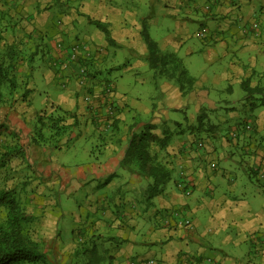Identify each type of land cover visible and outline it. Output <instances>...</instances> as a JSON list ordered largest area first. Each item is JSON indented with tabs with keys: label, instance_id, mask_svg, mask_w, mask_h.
I'll return each instance as SVG.
<instances>
[{
	"label": "crops",
	"instance_id": "0c3cea01",
	"mask_svg": "<svg viewBox=\"0 0 264 264\" xmlns=\"http://www.w3.org/2000/svg\"><path fill=\"white\" fill-rule=\"evenodd\" d=\"M140 5L138 0H0V22H7L0 26V45L44 44L54 61L56 42L78 40L94 53L91 101H83L85 91L77 83L63 87L55 63L48 62L44 79L56 81L61 91L55 98L47 95L39 110H32L28 98L35 87L33 70L19 61L28 66L17 73L22 85L0 103V156L3 169L13 172L3 176V186L32 191L24 199L30 203L23 205L32 216L30 232L42 241L46 254L65 256L61 262L54 259L56 264H70L76 251L82 264L104 263L102 250L94 252L99 246L109 251L107 264H264V186L258 179V172H264V0H148V11L138 9ZM255 20L258 33L250 28ZM193 22L201 24L198 30L205 28L203 37L196 36L198 30L189 31ZM160 23L165 27L156 41L161 51L175 52L182 62L186 39L193 33L204 39L208 32L210 43L199 49L186 46L183 55L200 53L205 66L220 65L211 66V73L203 67L186 94L174 81L154 80L152 74L159 94L149 105L129 107L125 92L105 96L99 88L110 82L118 57L128 66L129 57L147 63L140 32ZM220 82L226 85L221 90ZM234 85L251 89L243 87L239 103L246 117L241 127L235 122L220 135L224 117L218 111L212 119L209 111L225 107L235 114L237 99L217 94H232ZM56 108L66 112L69 130L56 145L31 143L36 115ZM170 112L183 115L177 119ZM147 123L159 135L163 129L170 133L160 153L173 168L164 191L150 199L146 189L151 180L134 166L120 165L131 135ZM90 138L96 143L83 148V161L74 164L63 157L69 140ZM228 166L254 180L262 194H255L259 190L253 186H236L238 175L229 177ZM181 178L190 185L188 197L175 186ZM46 186L74 202H63L55 193L44 196ZM57 205L59 214L54 213ZM174 211L187 216L191 225L165 219ZM65 213L76 215L68 227L62 225ZM64 233L79 242L65 244Z\"/></svg>",
	"mask_w": 264,
	"mask_h": 264
},
{
	"label": "trees",
	"instance_id": "16d2710c",
	"mask_svg": "<svg viewBox=\"0 0 264 264\" xmlns=\"http://www.w3.org/2000/svg\"><path fill=\"white\" fill-rule=\"evenodd\" d=\"M140 33L146 46V61L152 70L153 78L164 77L172 80L182 94L188 93L193 88L194 77L188 74L181 59L175 52L161 51L156 41L150 38L145 27ZM11 45L6 47L5 52L0 53V103L11 98L19 82L12 69L17 62V56L12 54L14 46ZM85 61L92 65V60ZM93 87L91 85L90 88L85 89L90 93ZM243 87L251 91L247 85ZM65 115L66 112L59 108L38 113L32 127L31 143L56 145L59 138L70 128V124L65 122ZM202 116L199 114L198 119ZM246 125L248 128L245 127ZM246 125H244L246 129L251 128V124ZM154 129L153 124L147 123L138 132L133 133L120 160L121 166H134L142 176L151 180L146 189L148 199L164 191L173 172L170 160L160 153L166 147L170 133L167 129H163L162 134L159 135ZM258 179L264 186L260 177ZM178 180L175 183L176 187ZM11 191L10 188L0 190V205L6 208V216L0 221V264H56L43 250L42 241L32 237L30 233L32 216L23 205L17 203L15 198L9 197ZM75 255L81 254L76 251Z\"/></svg>",
	"mask_w": 264,
	"mask_h": 264
},
{
	"label": "rangeland",
	"instance_id": "374dc122",
	"mask_svg": "<svg viewBox=\"0 0 264 264\" xmlns=\"http://www.w3.org/2000/svg\"><path fill=\"white\" fill-rule=\"evenodd\" d=\"M138 1L141 2V5L138 6V9H141V11H148V8H147L148 0H138ZM199 18H201V16ZM7 19L8 18H6V20ZM10 22L12 23L14 21L10 20L8 23ZM6 23L4 21L0 22V26L5 25ZM190 24L191 25L188 26L190 32H192L194 29H195L194 31L198 30V28L201 25V24L194 23V22ZM144 25L146 26V24ZM163 25L160 23V25H153L152 27H150V29L149 27H147L146 29L148 31L150 38H152L155 41L159 40L164 34L161 31L165 32V27H163ZM89 28L91 32L95 31V29L92 26H90ZM99 34L97 36H99ZM207 34H206L207 36L205 35L206 37L204 39H199L195 37L193 33V35H190L186 39L184 46L180 50V54L182 55L180 56L182 58V63L187 69L188 74L192 76H196V77L199 76L200 73L204 71L203 67H205V71H207L208 73H211L212 72L211 66H214L216 68L217 66L220 65V63H211V64H206L205 66V62L203 61V56L200 55V53L193 52L191 57H186L183 55L184 54L183 51L185 50L186 46H196L195 49H199L200 47L201 48L205 47L206 46L205 43L207 41L210 43L211 41L210 39H208V36H210V33L207 32ZM75 41H78V40H75ZM75 41L70 42L68 45L70 46L71 44L75 43ZM59 43L63 45L64 47L68 46V45L63 44V42H59ZM12 45L14 46V53L12 54H16L17 56L16 58L17 62L14 64V67L12 69L16 73L17 79L20 78L17 75V73L19 71L25 70L24 68L30 66V68L33 70V77L35 79L34 80L35 87L32 89H35V90L34 92H32V89L30 90L32 93L31 92L28 93V98L31 103L32 110H39L44 107L43 103H45V99L47 98V95L55 98L58 92L61 91V89H57L59 88L58 85L55 86L56 81L47 83L46 79H44L45 78L44 72H46L45 64H47L48 62H51V65L53 66L54 61L52 60L51 56L47 57L48 50L46 47H44V44L41 46H37V47H34V46L33 47L32 46L20 47L17 44H12ZM7 46H8L7 44L6 45H4V43L1 44L0 53L5 52L7 49L6 48ZM110 51H112V49H110ZM134 52L136 53V51ZM123 53L126 54V56L128 55L127 50L125 49ZM9 54L10 52L8 53V55ZM122 55L123 54H121V56ZM133 59L134 58H131V57L128 58V61L131 64V66H128L127 63L122 62V58L118 57V61L115 64L116 68H113V70L111 71L109 75V79H110L109 81L113 83L114 88H115L114 90L116 92H125L127 101L129 103V107H132V106L136 107V104L138 105L139 102L143 105L145 104L149 105L150 102L152 101L151 97L153 95L158 96L159 94L158 89L156 88L155 90L154 88L155 85L153 84V81L151 78V75L153 73L151 72V69H149V67L147 66V63L144 62V60L140 59V63H134ZM21 60L27 61L29 65L27 66L24 63L19 62ZM66 64L67 66H65V68H62L61 62H57L55 64V69H57L60 75V81H62V86L65 88H68V84L71 83L72 81L76 83L73 70L75 66H77V63L74 61H68L67 63H65V65ZM124 65H127L128 68L125 69ZM22 82H23L22 80L18 82L17 87L21 86ZM220 84L218 85V89L220 90L223 86H226L223 84V82H220ZM82 94H83V91L81 92V95ZM217 94H218V97L221 99H225V98H228L230 100L237 99L235 106H234L236 110L233 111L235 112L234 115L231 114V111L225 109V107H220L219 110H216V111H209L208 116L212 117V119L216 117L215 115L218 114V111L220 112V115L224 117V120L220 123V126H219V131L221 135L222 132L225 133L227 131L226 129L229 125H232L233 123L238 122L240 123L239 127H241L242 122H244L245 117H246V114H245L246 112L242 109L239 110L241 106V104L239 103H240V99L243 98L245 94H244L243 87H241L240 85H234L232 94H227L225 92H218ZM130 111H131V108H129L128 114L130 113ZM170 114L172 115V117L177 118V119H180L183 115V113H179V112H170ZM95 143L96 142L93 141V138L86 139V140L85 139L69 140L68 144L63 148L66 151L63 157H66L67 160L70 161V163L72 162L74 164H78L84 159L85 151L83 150V148L91 149L94 147ZM2 161L4 163L5 159L0 156V177H1L0 178V190L10 188L12 189V191L9 194V197L15 198L17 203H19L20 205H24L25 203L29 204L30 202H27L24 199L29 197L28 195L32 191H30L29 189H25L24 191L23 190L18 191L16 186H9V187L3 186V182L1 181L3 179V176L5 174L10 175L13 172L11 171V169H8L7 171L3 169ZM224 164H229V162L222 161L221 165H224ZM227 168L229 169L228 170L229 177H232L233 175H236V174L238 175L237 180H236V186H253L254 188H258L259 190V192L256 191L255 194H259V195L262 194L261 189L259 188L258 184L255 183L254 180L250 181L247 178L245 173L241 172L240 170H238V168H235L233 166L232 167L228 166ZM15 175L16 174H14L13 176ZM43 193H44V196H48L50 194L54 195V193H55V196H59L57 188L53 186L51 187L46 186L43 189ZM79 195L80 194H77L78 197L76 196L74 197L75 199L78 198V201H80L81 199L79 198ZM59 198H61L63 202H67L68 200H70L69 202L71 204L74 202V200L71 197H69V199H66L67 197L59 196ZM59 212H60L59 205L54 206V213L59 214ZM5 216H6V208L3 205H0V221L3 220ZM62 217H63L62 225L65 224L68 227L75 220L76 215L65 213V215H63ZM30 231H32L31 226H30ZM30 233L32 234V232ZM63 235H65V238H62V240L65 242V244H67L66 242H69V241L79 242V240L70 238L71 237L70 233H64ZM76 237L79 238V236H76ZM99 248L100 249H96L94 252L101 253V250H102L103 254L105 255L104 263L97 262L95 264H105V263L107 264L108 263L107 260H109L107 259L109 251L105 252L101 246H99ZM48 257L52 259L53 261L54 259L57 260L59 258L58 261H60L61 259L65 258V256H58V255L56 256L54 254H51ZM83 262L84 260L82 259V256L80 255L71 256L70 264H82Z\"/></svg>",
	"mask_w": 264,
	"mask_h": 264
},
{
	"label": "built area",
	"instance_id": "2783aa9c",
	"mask_svg": "<svg viewBox=\"0 0 264 264\" xmlns=\"http://www.w3.org/2000/svg\"><path fill=\"white\" fill-rule=\"evenodd\" d=\"M259 22L258 21H252L250 24V28L258 33L259 32ZM205 32V28H201L196 32V36L203 37ZM55 58L54 62L55 64L57 62H61V67L65 68L68 61H74L77 63V66H75L73 73L75 76V81L78 84V86L84 88V94H83V101L89 103L91 101L92 94L88 92V89H85L86 87L90 88L91 84L90 81V75H91V64L86 63L85 60H91L94 59V53L90 50V48L87 47L83 42L75 41V43L71 44L70 46L64 47L58 42L55 43ZM95 85V84H94ZM102 89L99 88V90L105 95L108 96L113 93L114 85L112 82H106L102 86ZM248 128V125L245 126ZM259 177L264 184V172H259ZM177 187L181 191L182 195L189 196L191 193L190 185L187 184V182L184 179H179L177 182ZM167 220H177L176 224L190 226L191 221L187 216H182L179 214V212L174 211L170 212L169 215L166 216Z\"/></svg>",
	"mask_w": 264,
	"mask_h": 264
}]
</instances>
